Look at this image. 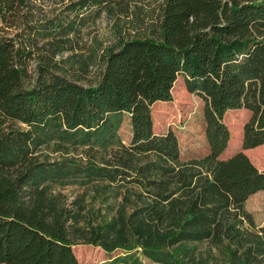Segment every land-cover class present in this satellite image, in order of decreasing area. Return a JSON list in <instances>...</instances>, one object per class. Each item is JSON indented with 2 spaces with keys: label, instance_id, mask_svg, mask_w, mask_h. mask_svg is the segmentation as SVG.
<instances>
[{
  "label": "trees",
  "instance_id": "obj_1",
  "mask_svg": "<svg viewBox=\"0 0 264 264\" xmlns=\"http://www.w3.org/2000/svg\"><path fill=\"white\" fill-rule=\"evenodd\" d=\"M132 2L0 0V264H78L77 243L122 250L111 264H264L245 208L264 170L242 151L264 145V0H161L149 32L83 55L82 30ZM179 75L207 102L200 158L153 130ZM231 109L251 114L223 159Z\"/></svg>",
  "mask_w": 264,
  "mask_h": 264
},
{
  "label": "rangeland",
  "instance_id": "obj_2",
  "mask_svg": "<svg viewBox=\"0 0 264 264\" xmlns=\"http://www.w3.org/2000/svg\"><path fill=\"white\" fill-rule=\"evenodd\" d=\"M161 0H135L128 10L103 13L98 20L89 24L82 30L81 53L88 56L95 54L98 57L107 48L116 44L121 38H131L149 32L148 25L151 15L154 14ZM98 67L89 68V77L93 78L98 72ZM207 102L198 94L189 92L184 84L183 77L179 75L172 88V99L167 102H155L152 105L153 130L156 134H163L172 130L178 140L180 158H200L209 151L205 138L204 109ZM250 111L245 109H231L223 114L222 122L230 133L226 150L221 155L225 159L241 150L242 127L250 117ZM119 134L124 143L131 138V126L128 118H125ZM46 149L51 157H58V153H52ZM259 169L264 170V145L242 150ZM55 192L62 193L69 203L83 190L77 185L56 186ZM99 203L94 207L98 208ZM245 208L253 216L256 227L264 225V191L251 195ZM78 264H111V260L121 256L122 250H114L111 253L104 251L96 245L77 243L72 246ZM141 264H157L139 256Z\"/></svg>",
  "mask_w": 264,
  "mask_h": 264
}]
</instances>
